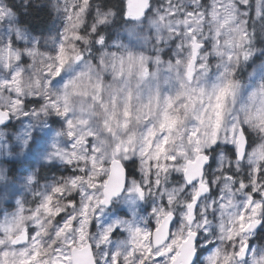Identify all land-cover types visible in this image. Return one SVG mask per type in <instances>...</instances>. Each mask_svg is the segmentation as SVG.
<instances>
[{"label":"snow or ice","instance_id":"obj_1","mask_svg":"<svg viewBox=\"0 0 264 264\" xmlns=\"http://www.w3.org/2000/svg\"><path fill=\"white\" fill-rule=\"evenodd\" d=\"M50 4L0 0V156L51 129L66 173L23 178L0 264H264V0Z\"/></svg>","mask_w":264,"mask_h":264},{"label":"rangeland","instance_id":"obj_2","mask_svg":"<svg viewBox=\"0 0 264 264\" xmlns=\"http://www.w3.org/2000/svg\"><path fill=\"white\" fill-rule=\"evenodd\" d=\"M48 3H51V0H48ZM12 125H15V127H12L11 129L12 131L19 130L20 125H17V122L15 120L12 121ZM36 135L37 133H35V136ZM51 136V129L39 131V134L37 136V143L32 144L31 148L26 149L21 145L17 147L13 155L0 157V159L7 161L9 164H11V161L14 160V163H12L13 167L11 171H9L10 168L8 170H5L3 166H0V169L5 170L6 174V179L4 181H0V213H7L12 211L16 206V199H34L33 190L24 187L23 178L26 177L29 173H34L37 177L39 165L47 166L46 162L42 159V156L45 149L47 148ZM55 170L56 172L53 175L49 174L48 176L40 179H38L37 177L40 188L52 181L54 178L66 174L64 172L63 165L60 164V162H56ZM10 172L13 174H17L16 179L10 177ZM18 174L21 176L20 179H17ZM118 208L124 211V213L128 212V207L123 204H117L112 211L115 212V210ZM117 215L122 214L117 213ZM141 215H143V213H141Z\"/></svg>","mask_w":264,"mask_h":264},{"label":"clouds","instance_id":"obj_3","mask_svg":"<svg viewBox=\"0 0 264 264\" xmlns=\"http://www.w3.org/2000/svg\"><path fill=\"white\" fill-rule=\"evenodd\" d=\"M17 3L20 6L21 13L28 12L29 9H32V14L30 17H32L38 10H42V9L50 10V6H51V4L48 3V0H17ZM238 71H239L240 78L245 79L247 77L248 72L252 71V69L244 67V68H240ZM0 131H3L5 138H11L9 142H14V138L18 130L12 131L10 128H7V129H0ZM39 131L40 130L38 129L35 131L37 135L34 138L33 144L37 143V136L39 134ZM4 156H7V155H2L0 157H4ZM0 166H3L5 170H8L9 168L12 167L11 164H9L7 161L3 159H0ZM143 215L148 216L149 213L143 212ZM256 244L260 246H264V239L257 240ZM205 255H207V253H205Z\"/></svg>","mask_w":264,"mask_h":264},{"label":"trees","instance_id":"obj_4","mask_svg":"<svg viewBox=\"0 0 264 264\" xmlns=\"http://www.w3.org/2000/svg\"><path fill=\"white\" fill-rule=\"evenodd\" d=\"M106 3L111 4V5H116L118 3V0H105ZM8 3L12 6V8L16 11H20V6L17 3V0H8ZM31 20V22L33 23H37V24H44L47 22L48 17L44 14V10H38L32 17L29 18ZM113 31H116L115 28ZM10 129H12V127H9ZM14 160L11 161V165L13 167ZM23 164V163H20ZM12 167L10 168L9 171H11ZM56 172L55 167H48V166H43V165H39V169H38V179L43 178L45 176H48L49 174L53 175ZM17 174H13L10 172V177L13 179H16ZM20 175L18 174L17 179H20ZM260 239H264V237H260L257 240ZM256 240V241H257ZM255 241V243H256Z\"/></svg>","mask_w":264,"mask_h":264}]
</instances>
